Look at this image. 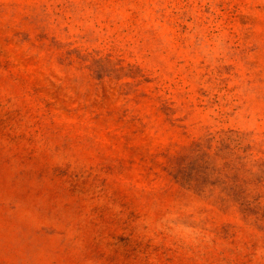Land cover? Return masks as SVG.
<instances>
[{
    "label": "rangeland",
    "instance_id": "obj_1",
    "mask_svg": "<svg viewBox=\"0 0 264 264\" xmlns=\"http://www.w3.org/2000/svg\"><path fill=\"white\" fill-rule=\"evenodd\" d=\"M0 264H264V0H0Z\"/></svg>",
    "mask_w": 264,
    "mask_h": 264
}]
</instances>
